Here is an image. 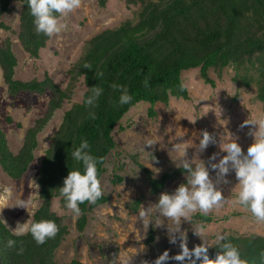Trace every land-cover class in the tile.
I'll return each instance as SVG.
<instances>
[{
	"label": "trees",
	"instance_id": "trees-1",
	"mask_svg": "<svg viewBox=\"0 0 264 264\" xmlns=\"http://www.w3.org/2000/svg\"><path fill=\"white\" fill-rule=\"evenodd\" d=\"M16 1L22 6L18 39L31 57L39 58L51 38L37 34L26 0H0V27L8 29L2 17L10 12L11 4ZM108 1L97 0L101 7H106ZM126 3L138 6L134 18L107 28L86 42L80 58L69 69L70 79L65 88L49 75L44 79L16 78L18 58L12 49V41L7 38L0 45V67L10 95L17 96L22 92L44 94L47 91L52 94L47 111L26 130L23 144L17 152L12 150L6 133L0 127V165L12 179L22 178L29 170L39 146L38 135L63 102L72 99L81 79L87 87L82 101L74 103L64 113L39 168L42 203L34 212L32 221L53 220L59 226V232L55 238L39 245L30 233L13 236L0 215V264H58L56 251L69 228L64 218L52 210V202L59 198L65 208L59 187L63 186L71 169L82 168V164L71 157L73 144L78 146L82 138H86L91 154L103 157L98 163L99 175L103 179L109 155L117 147L113 132L118 123L141 101L150 103L149 114L155 117L157 103L169 104L171 97L189 99V89L183 80L184 71L199 68L204 82L215 86L211 70L222 78L224 70L232 67L235 82L246 88L256 85V97L263 104L264 111V0H126ZM85 64L92 68H84ZM145 79L149 80L148 87L144 86ZM113 83L128 86L132 96L128 104L118 103L120 93L113 90ZM93 86L103 88V94L97 105L89 108L84 99L91 94ZM90 111H95V119L89 117ZM8 119L12 121V118ZM132 157L145 172L153 195L161 194L173 178L186 174V170L179 167L155 177L151 168L136 156ZM118 169L113 175L114 184L122 181ZM109 200L110 196L104 191L96 203L80 205L77 229L84 231L89 214ZM141 204L142 197L126 203L133 212H137ZM196 217L211 221L209 216L197 214ZM227 234L244 257L255 264H264L261 259L264 235ZM154 238L155 228L151 227L148 241L151 243ZM9 239L16 240L14 248L6 246ZM20 248H23L22 254ZM219 251L221 249L217 246L209 248L211 257ZM70 264L86 263L73 259Z\"/></svg>",
	"mask_w": 264,
	"mask_h": 264
},
{
	"label": "rangeland",
	"instance_id": "rangeland-1",
	"mask_svg": "<svg viewBox=\"0 0 264 264\" xmlns=\"http://www.w3.org/2000/svg\"><path fill=\"white\" fill-rule=\"evenodd\" d=\"M21 8L20 2H13L10 12L2 17L8 29L0 27V45L10 38L18 58L16 78L44 79L49 75L65 88L70 79L69 69L80 58L86 42L105 29L134 18L138 6H128L126 0H109L106 7H101L97 0H81L80 8L65 18L68 27L51 37L39 58L31 57L18 39ZM211 75L216 80L215 86L204 82L199 68L184 71L183 80L189 89V99L171 97L169 104L157 103L154 107L157 112L155 117L149 114L150 103L141 101L118 123L113 132L117 147L109 155L107 171L102 179L103 189L110 200L89 214L84 231L77 229V215L70 214L61 206L60 199L54 198L52 210L64 218L69 228V233L56 251L58 264H70L73 259L86 264H144L145 261L154 262L165 250H170V256L180 251L179 239L175 244L169 242V228L174 230L177 227L173 221L159 217L162 225H150L148 230L144 228L139 211L155 204L160 194L151 193L145 172L132 156L151 168L155 177L182 166L184 149H187L186 158L194 165L201 160L207 162L214 152L219 151V146L218 143L210 144L204 152L199 151V140L204 130L214 134L217 141L222 134L231 132L239 136L240 144L247 151L254 140L248 134L253 126L241 128L240 125L249 118L264 121L263 104L256 97V85L250 88L239 85L233 79L235 71L232 67L224 70L222 78H218L213 70ZM86 90L81 79L72 99L63 102L38 135L35 159L22 178H10L0 165V215L11 230L18 223L32 220L34 212L41 205L38 178L45 151L59 129L64 113L74 103L82 101ZM51 95L50 91L44 94L22 92L17 96L10 95L0 67V127L6 133L13 151L20 149L26 130L47 111ZM8 118H12V121ZM148 140L153 141L151 146L146 145ZM117 167L122 181L114 184L112 179ZM210 174L215 175L214 172ZM228 180L229 183L221 185L226 202L206 215L211 221H204L196 214L192 223L182 222L181 231L187 233L189 248L203 242L201 237L194 234V225H203L205 239L210 242L215 241L217 233L264 235V222H257L248 210L234 203L232 189L238 183L234 171L229 173ZM184 182L186 174L175 177L162 192L174 191ZM137 197H142V204L137 212H133L126 203ZM19 200L30 201L28 209L14 205ZM151 227L155 228V238L150 243ZM166 264L180 262L170 260Z\"/></svg>",
	"mask_w": 264,
	"mask_h": 264
},
{
	"label": "clouds",
	"instance_id": "clouds-1",
	"mask_svg": "<svg viewBox=\"0 0 264 264\" xmlns=\"http://www.w3.org/2000/svg\"><path fill=\"white\" fill-rule=\"evenodd\" d=\"M26 3L34 18L37 34L42 33L51 38L68 27L65 18L69 13L80 8L81 0H26ZM83 67L92 68L90 64H85ZM143 83L145 87L149 86L148 79H145ZM111 87L120 93L118 100L120 105L128 104L132 100L128 86L113 83ZM181 87L184 86L181 85ZM90 92V95H86L84 104L94 108L103 94V88L93 86ZM88 115L91 119L96 118L95 111H90ZM249 125L253 127L248 134L254 137V140L246 152L239 142V136L227 132L217 141L216 136L207 130L203 131L199 140V151L204 152L210 144L218 143L219 146V151L214 152L207 162L201 160L194 165L190 159L186 158L187 149L182 150L185 158L180 167L186 170V182L179 184L174 191H165L160 194L158 201L153 204L156 209L155 215H153V205L139 211V218L147 230L150 225L155 227L163 224L159 217L173 221L177 227L174 230L169 228V242L175 244L179 239L180 251L170 256V250H165L154 262L145 261L144 264H166L170 260L180 264H255L254 261L242 255L227 233H217L215 241L210 242L205 239L203 225H194V234L201 237L203 242L189 248L187 233L181 231L183 221L192 223L194 215L206 216L214 208H219L226 202L221 185L229 183L228 175L233 171L238 181L232 189L235 196L234 203L248 210L257 222H264V121L249 118L240 127ZM152 144V140L146 142V145ZM73 147L71 157L81 163L82 168L70 170L64 178L63 186L59 187V194L64 199L65 208L70 214L76 216L81 213L80 205L85 202L94 204L104 195L102 178L98 171V163L103 160V157L98 158L91 154V146L86 138H82L78 146L73 144ZM222 153L226 154L222 155ZM213 172L214 176L210 174ZM29 203L28 200H19L14 205L28 209ZM11 232L15 237L30 233L35 242L42 245L56 237L59 226L53 220L32 221L29 219L26 223H18ZM16 243V240L9 239L6 246L14 248ZM212 246L221 249L215 257L209 254V248ZM19 252L22 254L23 248H20ZM261 259L264 260V253H261Z\"/></svg>",
	"mask_w": 264,
	"mask_h": 264
}]
</instances>
